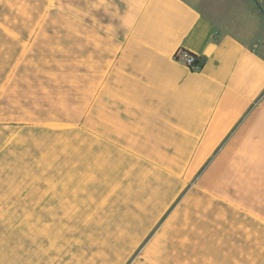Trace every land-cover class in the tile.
Wrapping results in <instances>:
<instances>
[{"label": "crops", "instance_id": "0c3cea01", "mask_svg": "<svg viewBox=\"0 0 264 264\" xmlns=\"http://www.w3.org/2000/svg\"><path fill=\"white\" fill-rule=\"evenodd\" d=\"M76 1L78 63L89 24L98 73L76 128L60 131L76 136L60 146L76 156L54 160L52 148L32 143V130L16 129L0 146V264H224L234 240L160 241L190 185L240 218V264H264L258 13L245 0ZM33 30L6 79L1 72L0 96ZM178 50L195 54L200 69ZM82 152L93 169H108L107 182L86 183ZM214 185H240V208Z\"/></svg>", "mask_w": 264, "mask_h": 264}, {"label": "rangeland", "instance_id": "374dc122", "mask_svg": "<svg viewBox=\"0 0 264 264\" xmlns=\"http://www.w3.org/2000/svg\"><path fill=\"white\" fill-rule=\"evenodd\" d=\"M2 1L10 9H14L16 21L26 25L34 20L36 6L42 0ZM50 4L52 9L56 8L55 0ZM64 4L71 15L78 9L76 0H64ZM250 8L257 12L255 7ZM82 12L89 16L87 9H82ZM257 15L261 18L264 31V19L259 13ZM80 24L74 17L55 11L52 15L45 13L33 30L30 42L26 43L30 52L24 65L14 75L12 86L2 90L5 98L0 103V146L16 129L32 130V143L42 150L52 148L54 160L64 157L63 160L71 162L75 159L76 153L71 151V147L62 152L60 146L63 140L68 146L75 144L76 136L70 133L69 137L62 138L60 131L76 128L75 124L84 106L86 109L89 107L98 77V73L94 74L92 71L94 33L89 24L84 27L86 58L80 59L78 63L76 48H80L82 42L76 36L78 29L83 30L82 23ZM38 155L43 157L44 152ZM78 159L84 162L81 175L85 177L86 183L92 182L93 177L107 182L108 169H93L91 153H79ZM71 172L70 169V175ZM214 187L219 191L225 189L226 196L232 200L230 204L240 208V185ZM100 188L107 190V185H100ZM202 192L196 185L186 188L176 206L174 205L170 222L160 236V241L187 243L191 240L194 243L205 237L213 240L222 237L226 238V242L234 240L235 249L229 248V257L224 264H240V218L233 210L224 209L221 204L215 205ZM192 260L197 261V258L194 256Z\"/></svg>", "mask_w": 264, "mask_h": 264}, {"label": "trees", "instance_id": "16d2710c", "mask_svg": "<svg viewBox=\"0 0 264 264\" xmlns=\"http://www.w3.org/2000/svg\"><path fill=\"white\" fill-rule=\"evenodd\" d=\"M38 1V0H36ZM63 1L55 0V4L57 5L55 9L46 10L45 5L47 4V0H42L41 3L37 4L35 10V18L33 21L28 22L26 25L21 24L22 22L16 21L17 18L14 16V9H10V7L3 3L0 0V23H2L9 31L14 32L15 36L9 34L1 25H0V83H1V72H3V78L6 79L8 72L15 65L18 54L22 49L23 42H25L35 27L38 20L41 19L42 15L47 11L49 15H52L55 11L59 12L61 15H67L74 17L76 19V12L72 15L70 14V10L65 7H61ZM255 11V10H254ZM66 12V14H65ZM69 12V13H68ZM46 21V20H45ZM77 39V36H76ZM78 49L76 48V53ZM30 50L25 54L23 59L17 65L16 71L14 75H16L19 69L24 65L23 62L26 57L29 55ZM3 56L1 57V54ZM2 69V71H1ZM11 78V82L6 85V88L12 86L13 77ZM4 93L0 96V103L4 101Z\"/></svg>", "mask_w": 264, "mask_h": 264}, {"label": "built area", "instance_id": "2783aa9c", "mask_svg": "<svg viewBox=\"0 0 264 264\" xmlns=\"http://www.w3.org/2000/svg\"><path fill=\"white\" fill-rule=\"evenodd\" d=\"M176 55L182 58L183 62L191 69V70H199L200 64L197 61V57L195 54L185 51V50H178Z\"/></svg>", "mask_w": 264, "mask_h": 264}, {"label": "water", "instance_id": "95a60500", "mask_svg": "<svg viewBox=\"0 0 264 264\" xmlns=\"http://www.w3.org/2000/svg\"><path fill=\"white\" fill-rule=\"evenodd\" d=\"M255 1V9L260 14V16L264 19V0H253ZM250 7H253L252 0H247Z\"/></svg>", "mask_w": 264, "mask_h": 264}, {"label": "flooded vegetation", "instance_id": "af4514ba", "mask_svg": "<svg viewBox=\"0 0 264 264\" xmlns=\"http://www.w3.org/2000/svg\"><path fill=\"white\" fill-rule=\"evenodd\" d=\"M252 5H253V7H255V1H253V0H252Z\"/></svg>", "mask_w": 264, "mask_h": 264}]
</instances>
